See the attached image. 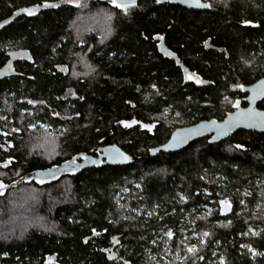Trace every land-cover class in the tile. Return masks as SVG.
Masks as SVG:
<instances>
[{
	"label": "trees",
	"instance_id": "obj_1",
	"mask_svg": "<svg viewBox=\"0 0 264 264\" xmlns=\"http://www.w3.org/2000/svg\"><path fill=\"white\" fill-rule=\"evenodd\" d=\"M204 1L205 11L159 0L126 10L112 0H0V218L15 204L8 224L23 223L0 232V264H168L203 229L207 245L182 264L218 253L264 264V133L150 154L177 128L246 105L244 88L264 77V0ZM160 36L186 71L160 53ZM108 144L132 163L101 159ZM223 198L235 204L226 217L216 209Z\"/></svg>",
	"mask_w": 264,
	"mask_h": 264
},
{
	"label": "water",
	"instance_id": "obj_2",
	"mask_svg": "<svg viewBox=\"0 0 264 264\" xmlns=\"http://www.w3.org/2000/svg\"><path fill=\"white\" fill-rule=\"evenodd\" d=\"M138 1L139 0H135V3ZM159 1H170L193 10L205 11L208 9V7L195 6V0ZM116 3L120 5L132 4L131 0H116ZM199 3L208 5V3L204 0H199ZM158 39H160V53L166 57L175 59L178 64L182 66L177 54L167 47L165 43V37L160 36ZM182 67L186 71V68L184 66ZM244 92L248 94L246 98L248 102L247 106L239 107L235 111L230 112L223 120L206 119L190 126L177 128L166 143L150 150L151 156H157L161 152L174 153L182 151L196 140L208 136H211V143H219L226 140L231 133L238 132L240 130L264 133V110L258 107L260 101L264 99V77L255 83L246 86L244 88ZM100 158L106 160L111 166H127L133 161L131 154L125 151L118 144H108L104 146L102 148ZM116 239L118 238L116 237ZM116 245L117 244L114 243V247ZM116 257L117 255L115 251L109 254L110 260L115 259ZM127 263L131 264L130 262ZM54 264L58 263L55 262Z\"/></svg>",
	"mask_w": 264,
	"mask_h": 264
},
{
	"label": "rangeland",
	"instance_id": "obj_3",
	"mask_svg": "<svg viewBox=\"0 0 264 264\" xmlns=\"http://www.w3.org/2000/svg\"><path fill=\"white\" fill-rule=\"evenodd\" d=\"M67 1L68 2H71V3H74V4H78L79 3V0H67ZM70 167L71 166L69 165L68 167L64 168L63 170L64 171H66V170L67 171L74 170L73 169L74 167L72 169ZM53 176H55V174L54 175H51L49 177H44L41 180L52 179ZM48 202H49L50 206L52 207L54 204H56L57 202H59V199H57L55 197H52L50 195ZM33 207H34V209H36V207H40L39 206V203L33 205ZM18 209H19V207L14 204V205L10 206L9 210H7L5 212L6 214L5 213L2 214L3 215L2 217H5V220H4V222L0 221V232H3V233H12V231L14 232L16 229L19 228L20 225L21 226L23 225V223L17 224L19 226H14L12 224H10V225L8 224V222H10V219H13L14 217L17 216V214L19 212ZM31 213H34L32 215L38 214L36 212L30 211V214ZM2 217L0 218V220L2 219ZM205 233H207L208 235L205 236L204 235ZM193 234L200 235L201 239L199 240V242H196V243L193 242L192 243V242H189V241H186V240L183 241L185 239V236H184L183 239H182L183 242H179L178 243V246H177L178 248L176 247L172 251V253H170V254L168 253L169 256H166L167 259H169V258H173V259L171 261H169V262H166V263H168V264H174V263L175 264H178V262H180V264H182L187 257H189L191 255L194 256V255H197V254L200 255L202 253L201 250H203L205 248V246L207 245V243L209 241V230L208 229H203V230L200 231V233L193 232ZM191 247H194L195 248V251L194 252H189L188 251V249L191 248ZM211 264H228V261H227V258L224 255L218 253L217 258L214 259V262L211 263Z\"/></svg>",
	"mask_w": 264,
	"mask_h": 264
},
{
	"label": "flooded vegetation",
	"instance_id": "obj_4",
	"mask_svg": "<svg viewBox=\"0 0 264 264\" xmlns=\"http://www.w3.org/2000/svg\"><path fill=\"white\" fill-rule=\"evenodd\" d=\"M251 85V84H250ZM249 86V85H248ZM247 94V93H246ZM247 96H248V94H247ZM247 98V97H246ZM264 100V99H263ZM262 100V101H263ZM247 101V100H246ZM262 101H260V103L262 102ZM259 103V104H260ZM259 104H258V107H259ZM248 105V102H247V104L246 105H244V106H247ZM239 107H243V106H238L237 108H239ZM236 108V109H237ZM260 108V107H259ZM236 109H234L233 111H235ZM260 109H262V108H260ZM262 110H264V109H262ZM232 111V112H233ZM208 137H211V136H208ZM66 167H68L69 166V164L68 165H65ZM65 166H61V167H59V168H57V169H52V170H49V171H47V172H45L44 173V175L43 176H41L39 179L41 180L42 178H44V177H49V176H51V175H57L58 173H63V172H66V171H64V170H60V169H64V167ZM71 166V165H70ZM65 167V168H66ZM74 167V166H73ZM72 166L70 167L71 169L73 168ZM53 177H55V176H53ZM222 201H228L229 203H230V205H231V207L230 208H228V207H226L223 203H221ZM209 208V207H208ZM211 209H212V207H211ZM217 211H218V214H219V216L220 217H226V216H229V215H231L232 214V212H234V210H235V204H234V202H233V200L231 199V198H223V199H220V200H218V204H217ZM226 210H228V211H226ZM218 219H219V217H218ZM112 246H110V247H108V248H106L105 250H104V252H105V254L107 255V257L109 258V254L111 253V252H113V251H115L116 252V255H117V257H118V248L120 247V240L119 239H116V237L114 238V239H112ZM114 243H116L117 245L114 247ZM107 251V252H106ZM116 257V258H117ZM115 258V259H116ZM110 260V259H109ZM124 263L125 264H128L126 261H124Z\"/></svg>",
	"mask_w": 264,
	"mask_h": 264
},
{
	"label": "snow or ice",
	"instance_id": "obj_5",
	"mask_svg": "<svg viewBox=\"0 0 264 264\" xmlns=\"http://www.w3.org/2000/svg\"><path fill=\"white\" fill-rule=\"evenodd\" d=\"M112 3L115 4L117 7H124L125 10H126L127 7L129 6V5H120V4H117V3H116V0H112ZM131 3L134 4V3H135V0H131ZM195 6H197V7H208V5H206V4H200V3H199V0H195ZM28 14H29V15L33 14V11H29ZM189 78H191V77H189ZM30 103H31V101H30ZM133 123H135V121H133ZM126 126H130V125H126ZM4 187H5V186H4L2 183H0V195L3 194V189H4ZM221 203H223V204H224L226 207H228V208L231 207V205H230V203H229L228 201H222ZM166 235H167L169 238H171L172 235H173V233H172L171 231H169V232L166 233ZM204 235L206 236V235H208V234L205 233ZM188 251H189V252H194V251H195V248H194V247H191V248L188 249Z\"/></svg>",
	"mask_w": 264,
	"mask_h": 264
}]
</instances>
